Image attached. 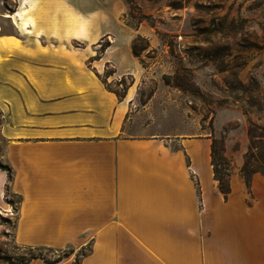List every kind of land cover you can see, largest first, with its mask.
Instances as JSON below:
<instances>
[{
  "label": "crops",
  "instance_id": "1",
  "mask_svg": "<svg viewBox=\"0 0 264 264\" xmlns=\"http://www.w3.org/2000/svg\"><path fill=\"white\" fill-rule=\"evenodd\" d=\"M125 11L123 0H0L12 26L0 33V212L16 217V244L74 248L56 264L88 245L80 264H264L263 175L231 180L226 198L211 139L173 150L124 136L145 73ZM103 77L133 83L119 98Z\"/></svg>",
  "mask_w": 264,
  "mask_h": 264
},
{
  "label": "rangeland",
  "instance_id": "2",
  "mask_svg": "<svg viewBox=\"0 0 264 264\" xmlns=\"http://www.w3.org/2000/svg\"><path fill=\"white\" fill-rule=\"evenodd\" d=\"M123 1L124 21L141 32L135 47L145 68L124 136L162 138L173 150L211 139L226 183L244 180L245 170L264 176V0ZM10 32L0 18V33ZM103 80L125 97L122 85ZM9 200L16 215L20 199ZM15 218L0 212V257L54 262L74 252L18 248Z\"/></svg>",
  "mask_w": 264,
  "mask_h": 264
},
{
  "label": "trees",
  "instance_id": "3",
  "mask_svg": "<svg viewBox=\"0 0 264 264\" xmlns=\"http://www.w3.org/2000/svg\"><path fill=\"white\" fill-rule=\"evenodd\" d=\"M107 47H108V43L105 44V45H102V48H101V50L99 52V56H100V54L104 53V51H105V49ZM133 53L135 54V56L140 57L139 52L136 51L135 41H134V45H133ZM132 83L133 82L131 80H130V82H127V79H125V78H123L122 80H120L118 82V84H120V85L123 86L124 91H127L129 85H132ZM105 84H106V82H105ZM107 87H108V85H107ZM115 93L119 96V98H123L117 92H115ZM211 157H212V165H213V169H214L215 180L218 181L220 191L227 198L228 194L231 191V188H230L229 183H226L225 182L224 177H223V174H222V171L219 170V165L216 162V148H215L214 142H212V154H211ZM0 168H2L3 170L8 171L10 173V169L7 166L0 165ZM244 172H245V175L243 176V178L245 180L246 185L248 187H250L251 180H252L251 171L245 170ZM11 195H13V194L9 193L8 190H7V201L9 202V204H11L12 206H14V203L9 200V197ZM18 248H21V249H29L30 251H34V250H49V251H52L53 252V249H51V248H32V247H18ZM83 250H85L84 247L82 248L81 253L78 256L79 263H77V264H80V262L82 261V259L84 257H86L91 252V247H90V249H88L87 253H85V251H83ZM72 254L73 253H71L70 255H72ZM70 255H67L66 258L69 257ZM37 259H41V260H44L45 261V259L42 256L35 255L33 253H30V254L27 255V257L26 256H23V257H21L19 259H12V258H10L8 256H6V257H0V264L1 263H3V264H30L32 261L37 260ZM61 261L62 260H57V261H54V262H46V261L45 262L47 264H56V263H59Z\"/></svg>",
  "mask_w": 264,
  "mask_h": 264
}]
</instances>
